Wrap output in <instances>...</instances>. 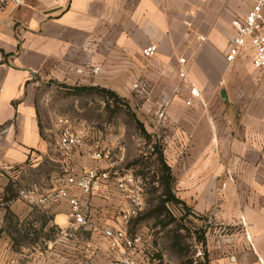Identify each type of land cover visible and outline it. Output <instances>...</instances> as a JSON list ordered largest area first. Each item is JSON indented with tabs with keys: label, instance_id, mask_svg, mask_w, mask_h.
<instances>
[{
	"label": "crops",
	"instance_id": "1",
	"mask_svg": "<svg viewBox=\"0 0 264 264\" xmlns=\"http://www.w3.org/2000/svg\"><path fill=\"white\" fill-rule=\"evenodd\" d=\"M253 8L237 0H0V264H109L102 231L119 228L127 205L112 184L82 197L92 239L80 261V226L67 202L18 200L21 190L59 189L87 170L128 171L123 137L84 123L85 147L65 156L53 116L44 125L38 80L113 91L146 130L166 107L165 159L175 195L205 231L208 264H264V75L252 66L250 45L226 60L233 22ZM150 46L158 52L146 59ZM191 86L200 98L187 107ZM102 151L110 160L89 155Z\"/></svg>",
	"mask_w": 264,
	"mask_h": 264
},
{
	"label": "rangeland",
	"instance_id": "2",
	"mask_svg": "<svg viewBox=\"0 0 264 264\" xmlns=\"http://www.w3.org/2000/svg\"><path fill=\"white\" fill-rule=\"evenodd\" d=\"M35 83L36 102L42 116L47 118L43 121L45 126L50 125V116H53L52 123L58 117L66 116L76 124L84 123L102 132H113L123 137L124 170H132L136 176L144 179V210L131 222L130 233L143 236L148 256L145 260L147 264H192L196 244L199 243L203 232L199 224L193 218L183 219V213L175 210H172V213L176 220L171 221L172 223L165 216L157 218L150 215L161 199L159 183L156 181L159 164L155 157L150 158V154L155 145L161 146L165 154L166 140L170 134L165 122L166 116L161 117V113L166 114L167 108H157L152 122L147 124L146 132H152H147L151 136L149 139L143 135L125 110L107 108L97 95L74 96L72 90L63 88L58 83L46 80H38ZM133 110L136 113V109ZM84 117L92 119L93 122L86 123ZM73 232L78 236L80 252H83L80 254L82 261L92 237L83 227H77Z\"/></svg>",
	"mask_w": 264,
	"mask_h": 264
},
{
	"label": "built area",
	"instance_id": "3",
	"mask_svg": "<svg viewBox=\"0 0 264 264\" xmlns=\"http://www.w3.org/2000/svg\"><path fill=\"white\" fill-rule=\"evenodd\" d=\"M17 5H23L26 0H13ZM239 2H254V8L244 20H235L233 28L235 38L227 54V62L234 63L242 54H245L250 45L252 51L253 68L264 75V0H237ZM158 49L150 46L143 51L146 59L156 56ZM180 78L187 83L188 70L186 60L179 61ZM141 96H147L145 86H135ZM190 97L186 100L187 107H194L200 98L197 88L190 87ZM165 113H161L164 117ZM59 134L58 146L66 157L79 148L85 147L87 131L78 127L71 118L63 116L56 120ZM95 161H107L111 158L110 151L89 154ZM66 186L41 192L38 189L21 190L18 200L35 207H46L61 202H67L71 208V217L75 225L83 227L88 223V218L83 205V196H90L99 192L106 185L112 184L117 192L125 199L127 205L119 215L120 226L118 229L106 228L102 236L106 240L113 256L109 264H144L143 247L145 240L142 235L130 233L131 222L143 212L145 206L144 181L136 176L132 170L118 173L111 170H87L79 176L67 178ZM69 188L75 189L79 194H72ZM143 254V255H142ZM192 264H208L204 243H197Z\"/></svg>",
	"mask_w": 264,
	"mask_h": 264
},
{
	"label": "trees",
	"instance_id": "4",
	"mask_svg": "<svg viewBox=\"0 0 264 264\" xmlns=\"http://www.w3.org/2000/svg\"><path fill=\"white\" fill-rule=\"evenodd\" d=\"M61 87L71 89L74 96H79L80 94L97 95L104 101L107 108H114L120 111L125 110L131 119L137 124V127L142 131L143 135L146 138H151V136L146 132L144 124L138 119L137 114L132 109L130 103L126 99L118 96L115 92L98 87L69 88L65 85H61ZM152 149L153 151L150 154V158L155 157L159 164V171L156 173L158 176L156 181L159 183L158 191L161 192V199L158 206L151 212L150 215L157 218H163L165 216L166 218H169L170 222H174L176 219L173 217L174 213H172V210H175L179 213L182 212L184 217L183 219L185 220L189 219L191 216L195 218L191 210L175 195V177L173 176L172 169L167 164L162 147L155 145ZM204 242L205 231L203 230L199 243Z\"/></svg>",
	"mask_w": 264,
	"mask_h": 264
}]
</instances>
